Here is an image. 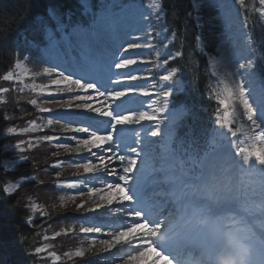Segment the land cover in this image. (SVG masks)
Wrapping results in <instances>:
<instances>
[{
	"label": "snow or ice",
	"instance_id": "snow-or-ice-1",
	"mask_svg": "<svg viewBox=\"0 0 264 264\" xmlns=\"http://www.w3.org/2000/svg\"><path fill=\"white\" fill-rule=\"evenodd\" d=\"M236 2L247 11L245 0H236ZM259 5L260 7L254 10L258 12L260 17H264V0H259ZM156 8L161 10L156 19L163 23L162 5L157 4ZM137 11H139L141 21H148V16L142 10L137 9ZM196 18L199 19L198 16ZM241 23L246 25L248 17L245 16ZM63 27L66 25H60L61 29ZM137 31L141 30L137 29ZM152 31L151 22H148L143 27L141 35L136 37L141 42L120 45L110 54L104 53L99 59H93L95 54L89 49L85 57L86 62L82 65L65 68L53 64L45 67L43 72L50 78V85L32 84V89L40 94H73L67 99L54 101L59 104L58 111L72 113L75 110H86L95 113L98 117L106 118L110 122V130L104 132L97 131L88 135L89 130L84 129L85 134L88 135L85 146L88 147L90 154L96 153L99 156V160L95 162L96 167L93 168V162L90 161L86 173H92L97 169L101 171L111 169L110 174L114 175L117 180L115 184L109 183L107 188L102 190L100 200L103 203L94 206L91 211L116 203L139 206L136 210L128 213L133 219L127 227L120 229L110 240L106 239L101 242L103 252H109L117 246H120L121 249L127 246L130 254H127L126 258L123 259V264H178L179 259L190 253L192 248L201 242L199 238L181 235L177 231L175 223L170 224L166 231H160L163 229L165 221L161 218L156 222L154 219L157 214L155 206L146 197L149 169L143 165L147 156L145 147L151 141H146L141 136V132L136 131V146L122 150L123 141L117 140L115 135L121 127L142 126V122L156 125L154 129H150L148 132L149 137H158L165 126L169 130V135H172L175 113L169 109V98L173 95L171 88L155 93L159 99L153 100L147 106L152 110H141L143 102H141V107L136 109L124 107V98L126 97H152L154 95L148 89L131 83L142 79L140 75L133 74L131 66L146 62L136 50L153 46L151 44ZM157 35L160 33L157 32ZM175 36L176 33L173 32V37ZM49 46H55L54 42L50 43ZM249 50L254 51V49ZM181 55L182 53L177 51L169 59H175ZM233 55L236 53L234 52ZM169 59H165L163 64L167 65ZM21 66L20 62L16 63L17 68ZM212 66L214 72L220 75L217 89L214 91L219 100L218 108L222 110L215 120L219 128L212 139L213 150L221 152L226 148L229 149V151L224 152L226 162L234 161V166L243 174L264 176V89L257 92L253 87L257 71L264 74V62L258 64L254 59H247L246 62H234V70L225 68L222 73H220L221 61L213 59ZM175 71V69L169 70L161 79L165 82L171 81ZM32 75L35 78L39 73ZM3 79L13 81L14 73L9 71L7 75L3 76ZM15 79L18 80L19 76H16ZM49 87H54L55 91H48ZM89 90H91V94H89ZM0 91L7 92L8 89ZM77 101L79 103H76ZM93 101L96 102V106L92 103ZM30 103L37 105V100L32 99ZM153 104L158 105V107L153 108ZM117 105L122 106L123 111H115ZM39 111L40 113H48L54 110L48 107H39ZM162 113L165 115H161ZM5 118L7 119V117ZM237 121L242 122L238 129H234L232 125ZM48 123L51 124L52 121L49 120ZM29 124L30 127L21 129L20 132H35L40 129V125L35 120L30 121ZM4 132L5 135L18 134V130L14 126L7 127ZM238 132H243L245 139H239L237 137ZM43 139L52 141L54 137L46 136ZM247 141L251 143H247ZM22 144L23 141L16 143L15 149L23 151ZM32 146V141H29L28 147L31 148ZM0 147L7 150L6 146ZM233 149L235 150L234 154ZM19 159L23 161L25 157L20 156ZM5 170L14 169H9L6 166ZM163 170V166H161L159 171ZM151 171L154 173L156 170L152 169ZM18 190L19 183L16 181L3 188V191L8 195H14L15 191ZM33 207L35 206L33 205ZM224 218L233 222L237 221L235 216H224ZM240 224L245 227L249 236L248 243L251 246L256 237L254 227L245 221H240ZM260 230V242L264 244V222L260 223ZM83 231L99 233L101 230L88 228L82 229ZM55 235L59 236L60 233L57 232ZM215 242V236L208 237L210 245L214 246ZM42 252H44V248H35V254L39 255ZM74 255L84 257L85 251L77 250ZM51 256L59 259L55 252L51 253ZM174 256L177 259H174Z\"/></svg>",
	"mask_w": 264,
	"mask_h": 264
},
{
	"label": "rangeland",
	"instance_id": "rangeland-1",
	"mask_svg": "<svg viewBox=\"0 0 264 264\" xmlns=\"http://www.w3.org/2000/svg\"><path fill=\"white\" fill-rule=\"evenodd\" d=\"M210 1L212 2V0H196L195 5L196 7H202L201 4L203 2L204 4H209ZM255 1L259 8V0ZM79 2V7H85V10H87V0H80ZM218 2H220L217 8L218 12H216L213 7L211 11L215 13L214 20L221 21V31L220 37L217 38L215 57L210 58L211 60H209L208 64V73L210 77L214 79L216 86H218L220 75L214 72L212 66L213 59L221 61L222 66L220 67V73H222L225 68L229 70L234 69L232 58L228 55L229 51L227 44L222 39L223 23L229 24L232 27L230 29L239 33L240 27H242L241 21L239 23L234 16L231 17L227 13L229 10V7H227L229 0H218ZM157 4L158 0H147L144 6L148 14V21L151 22V27L157 25L156 28L158 27V31H156L160 33V35L154 33V35L151 36L152 45L157 41L156 39L159 41L164 39L168 40L164 36L162 23L156 19L157 15L161 12L160 9L156 8ZM233 8L234 6L231 5V11L234 10ZM54 11L55 10H53V12ZM49 16L51 17L49 18L51 20L49 24L54 25L52 28H48L46 25H40L39 29L31 28L30 36L36 37L38 33L41 34L37 37V41L34 42L30 38H25L24 43L20 42L19 44L24 49L33 48V53H38L37 56H40L41 60H44L45 66H40L38 62L33 60L35 57L27 55L23 52V49H21L17 52L15 62L9 70L14 73V80L5 81L4 79H0V86L3 85V89H8V93L3 97V113L0 119V146H6L7 148V150H5L4 147H0L2 167L6 172L4 187L13 181L19 183V190L15 191V193H17L18 197L21 199L20 205L25 211L27 210L26 212L29 215L28 220L36 221V225L38 226V238L34 246L33 254L35 259L38 260L37 264H123V259H121V257L117 261L112 260V258H114V254L111 253L112 250L109 252L102 251L101 242L106 239L109 240V236L105 235V230L103 229L104 216H106L107 212L106 209L100 207L96 211H91L94 206L87 207V205L92 202H99L98 204L103 203L100 200V196L102 190L106 188L101 186L103 179L94 176L102 171L97 169L92 172L95 173L92 177L81 178V175L86 174V168L89 162L92 161V167L95 168V162L99 160V156L96 153L90 154L88 147L85 146V140L88 138L89 134L86 135L84 131V129L87 128L93 133V130L87 127L89 122L88 117H97L96 114L87 112L86 110H75L72 113L58 111L59 104L54 101L67 99L73 94L64 93L48 95L47 93L40 94L38 91L32 89V84L34 83L37 85H50V78L43 72V68L49 67L54 63L49 60L46 61L47 55L49 56L52 52V50L50 52L47 50L51 49L49 45L54 42V39L57 44L56 34L58 32L60 34L61 30L64 29V27L62 29L60 28V25H64V22H60V15H58V13H52ZM66 17L67 13L64 14L63 19H66ZM130 17L132 16L130 15ZM96 18L98 17H94V19ZM135 19L136 17L133 16L130 20L132 29L129 26L130 30H128V32L123 31L124 33H118L119 37H121V40L119 38L117 41L118 44L122 45L124 39L129 43L141 42L137 40L136 37L141 35L143 27L148 21L138 20L135 22ZM151 19L156 20L152 21ZM260 19L264 22V17H260ZM74 26L85 29L84 26H80L79 24H72L71 27H68V29H70L68 32L69 34L73 32L79 33V30H76ZM31 27L35 26L32 25ZM119 28L120 26L117 30ZM74 29L75 31H73ZM137 29L141 31H137ZM92 32H94V29ZM92 32H90L89 36ZM22 37L23 36L19 34L18 39L23 41ZM141 39H143V37H141ZM164 47L166 48V45L158 44L156 46L153 45L152 48L138 49L136 51L140 53V56L144 55L146 52H152L154 58H159V56L165 53ZM53 50L58 52L57 48H53ZM67 58L68 56L66 54L64 58L57 57V60L63 62V59L67 60ZM17 62L21 63L22 66L20 68L16 67ZM149 65L150 61H146L145 63H138L137 65L131 66L133 74L142 77L141 80L131 83L142 86L143 79L151 76L148 71L151 69ZM155 67L161 69L157 65ZM7 73L4 75H7ZM33 73H39V75L33 78ZM43 75L46 77H43ZM16 76H19L18 80L15 79ZM164 84H167V82L164 81ZM169 84V88H171L174 93L179 83L175 81ZM48 91L54 92L55 89L54 87H49ZM90 91L91 90H89V94H91ZM32 99L37 100V105H32L30 103ZM26 103L28 106H32L33 109L27 108L25 105ZM76 103L79 102L77 101ZM39 107H48L54 111L40 113ZM129 107H135V104L131 103ZM6 109H8V113L5 111ZM27 109L32 110L31 115L27 114V112H29ZM174 112L176 121L181 112L180 110ZM5 117H7V119ZM33 120L40 125L38 131H30L27 133L20 132L21 129L30 127L29 122ZM49 120L52 121L51 124L48 123ZM241 122L242 121H237L238 124H241ZM9 126L16 127L18 134L5 135L4 130ZM93 127L101 128L102 125H94ZM164 129H167L166 126ZM239 133L244 134L243 132ZM131 134V132H121L116 136L117 140L123 141L121 144L122 150L133 143L136 144L135 134L133 136H131ZM46 136H52L54 139L52 141H46L43 139ZM141 136L143 137L142 133ZM128 137L131 138L132 141L128 140ZM143 138L146 141H152L151 137ZM133 139H135V142ZM239 139H241V137ZM21 141H23L21 146L23 151L15 149L14 147L16 143ZM29 141H32L33 144L31 148L28 147ZM149 148H151V144L147 143L145 147L146 153ZM167 148H169V145H167ZM232 151L234 154L235 150L233 149ZM168 153V151H165V155ZM217 155L218 153H215L214 157ZM20 156H24L25 159L21 161L19 159ZM83 162L86 164H83ZM6 166L14 170L6 171ZM228 170L241 173V171L234 166V161L231 163L226 162L225 159L222 160V156L220 157L218 155V159L208 161L201 176L202 181L204 177L207 176V180L204 182L206 185L204 187L213 190L215 188V181L216 186H219L223 183L221 179H224L228 174ZM110 171H106L105 174L109 178H116L114 175L110 174ZM247 179L260 186V179H258L256 175L248 176ZM51 183L55 184L56 187L54 189H52ZM81 187H83L84 190H81ZM70 189L77 192L78 195H72L69 191ZM80 192H88L89 194L83 195V193ZM209 196L211 195L209 194ZM33 205L35 207H33ZM88 228L93 230L100 229L101 231L99 233L96 231L82 232V229ZM57 232L60 233L59 236L55 235ZM77 232H79V236ZM36 247L44 248V252L39 255L35 254ZM77 250H84L85 256L76 257L74 253ZM53 252L57 254L59 259L51 256ZM107 256L109 258H107Z\"/></svg>",
	"mask_w": 264,
	"mask_h": 264
},
{
	"label": "trees",
	"instance_id": "trees-1",
	"mask_svg": "<svg viewBox=\"0 0 264 264\" xmlns=\"http://www.w3.org/2000/svg\"><path fill=\"white\" fill-rule=\"evenodd\" d=\"M53 1L56 2L53 3L49 0H0V74L6 71L13 62L15 49L13 36L17 30L28 29L25 27L26 24H30L37 14H43L44 9L48 6L72 9L74 4V0ZM176 10L173 9L175 14ZM175 18L174 25L179 23L178 17ZM195 32L194 25H183L178 31L186 48L191 47ZM177 40L180 42L179 39ZM189 62L192 63V60ZM6 112L8 113V109ZM4 181L5 173L0 165V264H2V258L4 264H34L29 251L35 243V228L32 225H27L24 221L26 212L20 205L21 199L17 195L4 193Z\"/></svg>",
	"mask_w": 264,
	"mask_h": 264
},
{
	"label": "clouds",
	"instance_id": "clouds-1",
	"mask_svg": "<svg viewBox=\"0 0 264 264\" xmlns=\"http://www.w3.org/2000/svg\"><path fill=\"white\" fill-rule=\"evenodd\" d=\"M248 176L250 175L242 173L236 185L232 187L225 185L220 189L218 198L232 196L241 201V207L245 212H250L252 208L264 212V188L248 180ZM240 221H244V217L233 222L225 219L223 215L217 216L210 212L195 215V223L212 233L216 237V242L213 246L204 240L197 256L191 259L189 264H250L249 236Z\"/></svg>",
	"mask_w": 264,
	"mask_h": 264
},
{
	"label": "bare ground",
	"instance_id": "bare-ground-1",
	"mask_svg": "<svg viewBox=\"0 0 264 264\" xmlns=\"http://www.w3.org/2000/svg\"><path fill=\"white\" fill-rule=\"evenodd\" d=\"M50 2H53V3H55L56 1H53V0H49ZM59 1H62V0H59ZM57 9H58V12H60V13H65V11H66V8L65 7H61V6H57ZM44 11H47V13H49L50 12V8H49V6L47 7V8H45L44 9ZM46 12H44L42 15H46L47 14ZM31 22V21H30ZM32 24H34V22L32 21L30 24H26V28L28 27V28H30V26L32 25ZM11 38H12V36H11ZM155 106H158V105H155ZM150 129H152V128H149L148 130H147V134H148V132L150 131ZM144 167H146V168H148L149 169V176L150 175H153L152 174V172H151V165H149V163H145L144 162V165H143ZM160 166H166V164H160ZM153 179V178H152ZM151 178H149V180H152ZM160 183H161V181H160ZM160 183H157V189H159V185H160ZM54 185V184H53ZM172 190H175V188L174 189H172ZM178 192L179 193H181V194H183V193H185L186 195H188L189 194V192H190V194L191 193H193V190L192 189H190L189 190V192H188V189L187 188H180L179 190H178ZM175 195H177V192H173L172 193V197H174ZM146 197H147V193H146ZM147 199L149 200V201H154L155 202V204H154V206H155V209H156V217L154 218L156 221L158 220H160L161 218L162 219H165V215L168 213V209H162V207H161V211L160 210H158L157 208H158V206H159V202H156L155 200H153L154 198H151V197H147ZM226 200H228V203H233V202H231V199L230 198H227ZM165 205V204H164ZM136 208L135 207H127L126 205H121V206H118V207H115V208H111L110 210H109V214H114V215H117V214H120L121 216H125L126 214H128L130 211H134ZM216 214H220L219 212H217ZM252 246L253 247H256V248H258L259 247V242H255V241H253V243H252ZM262 250V252H264V250L263 249H261Z\"/></svg>",
	"mask_w": 264,
	"mask_h": 264
}]
</instances>
